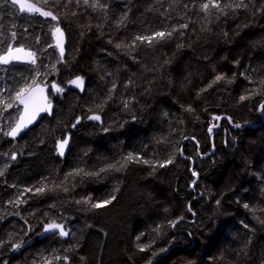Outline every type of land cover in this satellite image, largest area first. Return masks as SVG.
<instances>
[{"label": "trees", "instance_id": "16d2710c", "mask_svg": "<svg viewBox=\"0 0 264 264\" xmlns=\"http://www.w3.org/2000/svg\"><path fill=\"white\" fill-rule=\"evenodd\" d=\"M206 2L99 0L104 7L93 8L50 0L52 20L0 0V48L23 46L37 58L35 66L1 67L2 82L13 94L38 70L64 88L49 91L52 115L21 138L0 133V264H43L46 257L52 264H264V0L223 13L210 6V15L201 9ZM235 2L219 0L221 7ZM57 26L64 57L52 35ZM173 27L179 31L171 39L132 46L136 36ZM216 75L225 79L209 88ZM77 76L83 91L68 83ZM128 153L140 162L95 178L68 176L124 163ZM169 157L173 163L159 167ZM44 185L52 190L35 192ZM113 194L112 204L90 208ZM50 220L65 225L68 240L38 239ZM21 237L26 242L12 250Z\"/></svg>", "mask_w": 264, "mask_h": 264}, {"label": "snow or ice", "instance_id": "6c2138e0", "mask_svg": "<svg viewBox=\"0 0 264 264\" xmlns=\"http://www.w3.org/2000/svg\"><path fill=\"white\" fill-rule=\"evenodd\" d=\"M57 0H51V5H55ZM84 4L89 5V0H83ZM12 5H19L18 11L21 13H27V14H33V15H39L41 17H50L52 20H57L58 17L53 13L51 10H45V8H48L50 5V0H34V2H28V0H11ZM90 7L96 8V7H104L99 3V0H96L95 3L90 4ZM210 6L212 8L217 9L218 11L223 13L224 8L229 9H239V8H247V4L244 2V0H239V2L235 3H225L223 7H221L219 0H209V2L203 3L201 5V9L207 13L211 14L209 12ZM244 27H248V25H244ZM188 24H182L180 25V29H187ZM179 31V29L173 27L171 31H156L152 33L151 35L147 36H136L135 40L133 41L132 46H137L136 42L140 43H147L148 46H154L155 44H159L162 41H166L168 39H171L174 32ZM59 35L60 39H57V47L60 48L61 56H63L64 48H63V32L62 30L57 26L54 28L52 35L57 36ZM183 35V32L180 33ZM16 36V33H12V38L14 39ZM225 36H227V33H225ZM3 41L0 40V44H2ZM182 46V45H181ZM117 48H121V44L116 45ZM0 65H10L15 63H27L30 65L35 66L37 64V58L36 53L31 51L30 49H25L23 46H13L11 43L7 45L6 48H0ZM235 63H239V61H236ZM43 74L40 71H35L33 76L30 80H25V82L14 91L13 94L9 95L7 99L0 98V111L7 112L8 109L14 108L16 109V117L13 119V123L8 126L7 131H3V129H0V131H3V134L5 136L9 137H16L21 131H23L25 128H27L30 124H32L37 117L41 113H50L52 110V101L49 98L47 94H45V89L49 87V85L40 77ZM225 77L223 75H216L214 81L208 85L209 88L213 86L216 82H219L221 80H224ZM231 82V81H229ZM69 84L75 86L76 88H79L81 90L84 89V78L81 76L75 77V79L70 80L68 82ZM261 85H264V80L260 81ZM51 89H53L56 93H62L64 91V88L58 86L55 82H53L50 85ZM247 96H241V100L248 99ZM186 110L191 111V107L189 106ZM258 111L261 113H264V103H261L258 107ZM88 119L90 120H96L99 121L101 118L99 115H92L89 116ZM215 119H220V117H215ZM79 119L76 121V123H79ZM75 127V124L73 125ZM235 127L239 128L241 127L240 124H236ZM209 132L212 131V128L208 129ZM104 131H108V129H104ZM194 139V137H193ZM68 140L64 139L61 140L58 143V149L59 154H64V148L67 145ZM181 151V155H182ZM13 160L16 159L15 156L12 157ZM129 162H140V157L138 154L128 153L127 156L124 157V163L116 162V163H110L105 168H101L99 172L96 171H84L83 169H77L74 172L68 173V176H83L88 178H95L100 175V173H109V172H120L123 170V168L126 166ZM145 164L151 163L148 160L143 161ZM173 163V158L169 157L167 160L162 161L159 163V167H166L169 164ZM0 175H3V172H0ZM193 175H196L194 172ZM67 179V177H66ZM193 184H195V181H193ZM59 187V185H57ZM47 189V185H44L42 187H38L35 189L36 193H44ZM51 191L52 189H47ZM67 189H65L66 191ZM119 189H115L114 191H118ZM26 191H32V189H26ZM116 199V196L113 194L107 199L99 200L95 203L90 204V208L94 210L102 209L110 204ZM85 203H88V201H84ZM16 205H19L21 203H26V201L17 199L15 201ZM77 203H81V201H77ZM217 204L220 203L219 200L216 201ZM245 208H248L249 205L245 204ZM191 211V209H189ZM19 215V213H17ZM179 219H183V217H179L178 220L169 221V224L172 227H175L178 223ZM261 224H264V220L260 221ZM247 227V225H245ZM33 229L29 227L27 231L24 232V236L28 235V232L32 231ZM155 231L160 232L161 229L157 228ZM43 233H51L53 235H59L61 237H66L70 233L68 230H66L65 225L63 223L57 222L56 220H50L49 222L45 223L43 226ZM43 233H37V235H42ZM11 239V237H10ZM139 239V237H137ZM26 241L21 237L19 240H17L15 243L11 244L12 250H18L23 246V244ZM154 242V241H153ZM150 242L148 244H141L138 245V248L141 252L147 251L152 247V243ZM3 241H0V247L3 246ZM160 252L166 251V249L161 248L159 250ZM153 256L157 255L156 252L152 253ZM54 259H61V257L56 256ZM64 260H67L68 257H63ZM83 259V257L81 258ZM43 264H52V258H44ZM147 264H152L151 259L147 261Z\"/></svg>", "mask_w": 264, "mask_h": 264}, {"label": "water", "instance_id": "95a60500", "mask_svg": "<svg viewBox=\"0 0 264 264\" xmlns=\"http://www.w3.org/2000/svg\"><path fill=\"white\" fill-rule=\"evenodd\" d=\"M10 4H12L11 3V0H7ZM28 2H31V1H29L28 0ZM14 6V5H13ZM15 7L18 9L19 8V5H15ZM20 14H22V15H33V14H27V13H21L20 12ZM53 39H54V41H55V43L57 44V39H60V37H59V35L57 34V36H53ZM62 41H63V48H64V52H63V56L62 57H64L65 55H66V51H65V48H66V41H65V39L62 37ZM26 49V48H25ZM63 61V60H62ZM15 64H26V65H30V64H27V63H15ZM11 65V64H10ZM10 65H0V68L1 67H8V66H10ZM52 84V83H51ZM51 84H48L49 85V87L48 88H46L45 89V94H47L48 96H49V91L51 90V87H50V85ZM83 91V90H82ZM65 92H67V91H65ZM50 98V97H49ZM53 111H54V104L52 103V110H51V112L50 113H41L38 117H37V119L32 123V124H30L27 128H25L23 131H21L16 137H9L8 136V139L9 140H11V141H15V140H17V139H19V138H21L25 133H27L29 130H31V129H33L42 119H43V117H45V116H47V115H52V113H53ZM228 122H230V120H228ZM262 122L264 123V116H262ZM80 124V122L79 123H76V126H78ZM244 126H246V125H241V127H239L238 129H242ZM65 151H66V146H65V148H64V154L63 155H60L61 157H63L64 155H65ZM191 172H193V167L191 168ZM41 233H43V231L41 232ZM50 236H53V234H51V233H43L42 235H39L38 236V239L39 240H42V239H45V238H47V237H50ZM59 236V235H58ZM61 239H63V240H68V238H69V235L68 236H66V237H61V236H59Z\"/></svg>", "mask_w": 264, "mask_h": 264}, {"label": "rangeland", "instance_id": "374dc122", "mask_svg": "<svg viewBox=\"0 0 264 264\" xmlns=\"http://www.w3.org/2000/svg\"><path fill=\"white\" fill-rule=\"evenodd\" d=\"M5 1H7V0H5ZM24 48H26V47H24ZM0 54H2V53H0ZM2 78H4V74H3V72H0V98H3L6 100L7 97L12 94V92H11V88L8 87L9 85L5 82H2ZM23 83H24V81H23ZM70 86L73 88V85H70ZM13 109H15V107L8 109L7 112L0 111V129H3V131H7L8 123H10L12 121L13 115L10 117V112L14 111ZM3 131H0V133H2Z\"/></svg>", "mask_w": 264, "mask_h": 264}]
</instances>
